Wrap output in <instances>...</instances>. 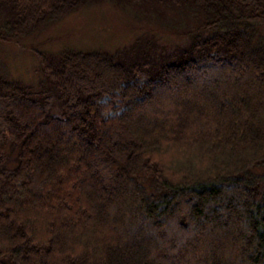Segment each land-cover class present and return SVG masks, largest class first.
<instances>
[{"label":"trees","instance_id":"trees-1","mask_svg":"<svg viewBox=\"0 0 264 264\" xmlns=\"http://www.w3.org/2000/svg\"><path fill=\"white\" fill-rule=\"evenodd\" d=\"M105 1L185 46L0 61V264H264V0H0V43Z\"/></svg>","mask_w":264,"mask_h":264},{"label":"rangeland","instance_id":"rangeland-1","mask_svg":"<svg viewBox=\"0 0 264 264\" xmlns=\"http://www.w3.org/2000/svg\"><path fill=\"white\" fill-rule=\"evenodd\" d=\"M133 11L109 1L82 7L57 23L46 26L20 45L0 43V61L10 75L35 84L39 77L37 71L40 70L37 51L49 54L65 49L114 51L131 45L140 35H155L163 46L168 47L165 52L178 45L185 46L184 37L177 34L173 25L166 28L153 18L137 15Z\"/></svg>","mask_w":264,"mask_h":264}]
</instances>
